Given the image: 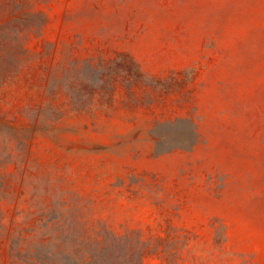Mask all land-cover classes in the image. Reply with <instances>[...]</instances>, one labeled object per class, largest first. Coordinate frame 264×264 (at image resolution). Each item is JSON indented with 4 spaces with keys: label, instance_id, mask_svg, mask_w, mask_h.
<instances>
[{
    "label": "rangeland",
    "instance_id": "1",
    "mask_svg": "<svg viewBox=\"0 0 264 264\" xmlns=\"http://www.w3.org/2000/svg\"><path fill=\"white\" fill-rule=\"evenodd\" d=\"M0 264H264V0H0Z\"/></svg>",
    "mask_w": 264,
    "mask_h": 264
}]
</instances>
